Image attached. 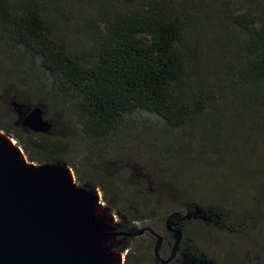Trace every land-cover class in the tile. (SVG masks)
<instances>
[{"label":"trees","instance_id":"trees-1","mask_svg":"<svg viewBox=\"0 0 264 264\" xmlns=\"http://www.w3.org/2000/svg\"><path fill=\"white\" fill-rule=\"evenodd\" d=\"M244 1L0 0V131L30 162L68 166L99 189L123 230L144 231L124 264H178L181 245L207 241L209 219L260 247L264 162L251 167L233 150L248 130L251 145L252 131L264 139V0ZM82 4L95 12L80 22ZM13 103L42 108L52 130L24 127ZM136 147L172 167H161L167 184L213 170L207 192L172 199L148 177L126 178L128 161L115 165L109 152ZM244 188L254 204L232 221L229 203Z\"/></svg>","mask_w":264,"mask_h":264},{"label":"water","instance_id":"water-1","mask_svg":"<svg viewBox=\"0 0 264 264\" xmlns=\"http://www.w3.org/2000/svg\"><path fill=\"white\" fill-rule=\"evenodd\" d=\"M13 105L24 127L43 134L52 130L42 108L25 113L23 105ZM27 161L35 166L30 172L0 148V264H99L97 242L103 232L77 192L84 187L75 177V187L67 185L57 169L68 166Z\"/></svg>","mask_w":264,"mask_h":264},{"label":"rangeland","instance_id":"rangeland-1","mask_svg":"<svg viewBox=\"0 0 264 264\" xmlns=\"http://www.w3.org/2000/svg\"><path fill=\"white\" fill-rule=\"evenodd\" d=\"M214 1H216V8L220 7L221 2H228L230 4H236L240 6L245 4L244 0ZM80 11L82 12V16L79 18L80 22H83V19L87 16V14H92L95 12L94 8L89 4H82ZM73 41L76 44L84 43L83 40L76 37H73ZM251 133L254 134L255 145H251L250 143L246 142L251 139V134L248 130L245 138H241V140L244 142H237L236 145L238 146L233 147V150L243 158L245 163H248L251 167L256 168V166L261 165L264 162V139L259 140V138L261 137L259 133L253 131ZM143 138L145 141L150 139V137H148L147 135H145ZM164 141L170 142L171 140L166 138L164 139ZM258 141H261L259 145H257ZM242 143L243 147L240 148L239 145ZM252 148H254L255 150L256 148L258 149L256 158H253L254 153H251ZM108 157L115 165L118 163H122L123 161H128V163L126 164L127 169L124 173V176L126 178L133 174L148 177V179L153 181V185L156 189L165 192L172 199H176L177 197L179 199V196L183 195L184 191L190 192V194H194L195 191H198V194L207 192L208 185L206 183H209L212 180L211 178L215 175V172L211 169L198 170L197 168H195L191 172L187 171V177L190 179V182L193 186H175L172 183H166L167 180H165L163 177L164 172L161 170V167H168L169 169H171L172 167L160 165L156 155L149 149H141L139 147H136L125 151L112 150L109 152ZM121 193H127V190L124 188V186H122ZM235 195L239 202L229 203V209H232L230 210L232 221H234L235 218L238 217L241 213L249 211L254 204V202H252L253 194L251 193V190L249 188L239 190ZM111 214L115 215L114 213ZM115 217V229L117 230V233L126 231V234H130L131 232H128L127 228H124L125 230L121 228V226L119 225L120 219L117 217V215H115ZM207 222H209V224L213 226L211 229L212 232L207 234V241L205 243H198L199 247L196 248L195 246H197V243L195 246L191 243L181 245L177 249V252L175 254L179 259L177 262L178 264H264V235L260 236V247H256L251 243L248 237L235 232L231 227H229L228 222L221 228L218 227V225L211 219L207 220ZM145 224L152 225L154 223L146 222ZM141 226L142 225L138 224V227ZM155 226L157 225L155 224ZM124 234L121 236L116 235L118 242L115 244L114 249L124 254L125 257L127 251H129L134 246V243L131 241V238L133 237H124ZM172 240L173 244L175 245L177 238L173 236ZM155 241L156 238L152 240L153 243H155ZM147 244V241H145L144 247L146 246V250L148 251L150 245ZM174 249L175 246L173 245L167 247L168 254H173ZM162 251L165 253L166 248L164 247ZM152 252L154 253L153 249Z\"/></svg>","mask_w":264,"mask_h":264},{"label":"bare ground","instance_id":"bare-ground-1","mask_svg":"<svg viewBox=\"0 0 264 264\" xmlns=\"http://www.w3.org/2000/svg\"><path fill=\"white\" fill-rule=\"evenodd\" d=\"M0 148L13 155L19 167L24 171L30 172L35 168L34 164L28 163L24 151L16 144L15 140L3 132H0ZM57 170L69 187H75V174H73L70 168L61 166ZM77 189V192L88 206L90 217L97 222L98 227L103 232V235L98 238L97 242L99 264H123L125 261L124 254L114 249L115 244L118 242L115 235L117 233L115 229V215L111 214L104 207L102 195L98 189L88 190L81 187Z\"/></svg>","mask_w":264,"mask_h":264},{"label":"flooded vegetation","instance_id":"flooded-vegetation-1","mask_svg":"<svg viewBox=\"0 0 264 264\" xmlns=\"http://www.w3.org/2000/svg\"><path fill=\"white\" fill-rule=\"evenodd\" d=\"M163 238V237H162ZM163 241V240H162Z\"/></svg>","mask_w":264,"mask_h":264}]
</instances>
